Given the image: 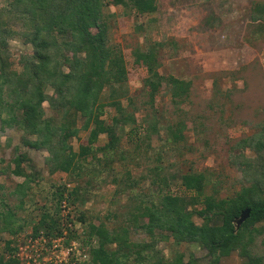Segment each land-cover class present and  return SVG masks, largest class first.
Wrapping results in <instances>:
<instances>
[{"label": "rangeland", "instance_id": "1", "mask_svg": "<svg viewBox=\"0 0 264 264\" xmlns=\"http://www.w3.org/2000/svg\"><path fill=\"white\" fill-rule=\"evenodd\" d=\"M11 1L0 0V7L8 6ZM111 1H106L104 11L111 42L118 45L125 56L130 96L140 103L148 94L144 91L143 70H136L138 49L145 48L147 42H162L166 45L159 52V72L165 78L174 76L189 81L188 98L177 109L169 89L161 88L154 107L159 117L151 123L158 121V133L150 134L147 139L143 137L147 126L138 131L134 126H127L121 133L122 161L110 166L103 152L96 153L90 158L88 170L80 173L57 171L52 174L46 149L26 147L24 131L17 128L2 131L0 124V170H7L8 166L13 170L15 155L24 153L27 156L24 169L39 176L22 197L25 201L22 209H14L18 218L27 222L24 230L15 236L0 232V252L8 258L10 254L4 243L11 242L10 247L15 249L11 256H15L19 264H99L100 260L95 262L94 255L100 249V238L91 233L93 226L108 231L115 238L116 241L108 245L113 252H119L116 238L121 237L123 227L130 228V244H149L153 241L146 228L149 220L130 218L129 212L136 204L131 197L143 192L157 204L168 194L190 200L194 194L182 185L181 175L198 172L207 176L206 195L232 198L246 185L242 172L234 165L236 157H256L248 144L260 135L264 126V34H254L251 11L254 3L264 0H159L158 10L153 14H138L116 7ZM7 45L17 69L21 56L33 51L32 45L26 44L23 38H9ZM52 92L48 88L47 93ZM111 96L112 90L106 88L101 102L108 103ZM123 102L128 106L126 98ZM44 109L46 117L56 115L48 102L44 103ZM146 113H138V121ZM70 115L76 119V129H80L84 118L75 111ZM116 115L114 107H107L100 119L113 124ZM179 122L187 124L185 140L168 145V152H162L164 172L160 177H167V184L153 186L149 178L130 192H119L113 182L115 177L139 180L156 168L159 164L156 158L168 139L167 126H176ZM88 136L89 132L81 131L72 139L75 153L80 152ZM142 138L145 143L141 154L137 155L135 147ZM108 141V136L100 135L95 146H105ZM93 169L99 173L94 180L90 179ZM25 180L11 175L10 171L0 174V200H6L12 207L19 204L21 198L12 193ZM74 187L85 189L83 199L75 204L68 200ZM64 189L66 197L59 201L56 195ZM202 207L197 204L190 209ZM45 211L59 219L61 231L56 226L41 225ZM195 220L203 223L202 219ZM165 235L170 238L163 239ZM156 237L155 250L166 261L179 255L184 256L185 262L193 257L197 264H210L212 260L208 250L198 243L177 244L168 232L156 231ZM254 255L264 256L263 236L257 240ZM218 264H248V259L234 251L222 256Z\"/></svg>", "mask_w": 264, "mask_h": 264}, {"label": "trees", "instance_id": "2", "mask_svg": "<svg viewBox=\"0 0 264 264\" xmlns=\"http://www.w3.org/2000/svg\"><path fill=\"white\" fill-rule=\"evenodd\" d=\"M106 1L12 0L8 6L0 7L1 130L20 129L24 131L23 142L26 147L46 149L50 154L49 168L52 174L57 171L84 172L90 166L91 156H96V153L103 152L110 166L122 161L124 156L120 153L123 152L120 149L121 133L126 131L127 126H134L137 131L147 126V135H143L147 139L151 137L150 134L158 133V121L151 123L159 117L154 107L161 88L166 86L169 89L177 109L186 102L190 92L189 81L174 76L165 78L160 74L159 52L166 44L147 42L145 48L138 49L135 63L136 70H143L144 91H148V94L140 103L130 96L125 56L120 47L110 39L108 19L104 11ZM111 2L116 7H124L138 14H153L157 12L159 4V0ZM251 19L254 23V34H264V1L253 4ZM15 37L23 38L33 49L32 53L21 56L18 69L15 68L7 45V40ZM48 88L53 90L52 94L47 93ZM106 88L112 90L111 101L102 103V94ZM125 98L128 106L124 105ZM45 102L55 111L54 117H46ZM107 107H114L117 112L113 124H107L100 119ZM71 111L84 118L80 129H76V119L70 115ZM143 111H147L146 116L138 121L137 114ZM185 128L186 122L167 126L168 139L156 158L159 162L156 168L150 169L149 173L142 175L139 180H131L130 177L129 181V177L122 179L116 176L113 182L117 185V190L130 192L149 178L153 186L166 185L167 177H160L161 172H164L161 165L162 152H168V145H176L185 140ZM81 131L89 132V136L87 142L81 144L80 152L75 153L71 141L77 138ZM103 134L108 136L107 145L96 147L98 137ZM259 134L248 144L256 153L255 159H235L234 165L242 172L246 181V185L235 197L219 199L216 195H206L207 176L198 172L181 175L182 185L194 194L190 200L168 194L157 204L149 194L140 192L131 197L136 204L129 212L130 218L134 216L136 220L141 217L148 219L146 228L153 241L149 244H130V228L123 227L121 237L116 238L119 252H113L108 249V245L116 241L115 238L113 239L108 231L93 226L91 233L100 238V249L94 255L95 262L100 260L99 264H197L193 257L185 262L183 255L171 261L159 257L160 252L155 250L154 244L157 240L156 231H160V234L170 233L177 244H200L211 255L210 264H218L222 256L234 251L246 257L248 264H261L264 256L254 255V249L257 240L262 236L264 239V226H258L264 223V126ZM144 143L142 138L140 143L136 144L137 155L141 154ZM26 161V154L18 153L13 159V170L9 166L7 170H0V174L10 171L11 175L26 179L12 193L21 198L19 204L12 207L6 200H0V232L13 236L21 233L27 225L25 219L18 218L14 209H22L25 205L22 197L27 195L26 190L30 183L39 177L35 173L26 172L23 167ZM97 173L98 171L93 169L90 179L94 180V177L98 176H95ZM80 177L81 175H78V178ZM66 191L61 190L56 198L62 201L66 197ZM84 193L85 189L82 187H74L68 195L69 202H80ZM197 204L203 207L190 209L191 205ZM246 209L251 210L250 216L237 230L235 221ZM195 218L202 219L203 223L198 224ZM41 220L44 227L56 226V229L60 228L58 231H61L59 219L47 211L43 213ZM166 237L170 238L165 235L163 239H167ZM4 244L10 256L7 258L0 252V264H19L16 257L11 256L15 251L10 247L11 242Z\"/></svg>", "mask_w": 264, "mask_h": 264}, {"label": "water", "instance_id": "3", "mask_svg": "<svg viewBox=\"0 0 264 264\" xmlns=\"http://www.w3.org/2000/svg\"><path fill=\"white\" fill-rule=\"evenodd\" d=\"M250 213H251V210L246 209L242 212L241 216L238 219H236L235 225H236L237 230H239L241 226L243 225V223L249 218Z\"/></svg>", "mask_w": 264, "mask_h": 264}]
</instances>
